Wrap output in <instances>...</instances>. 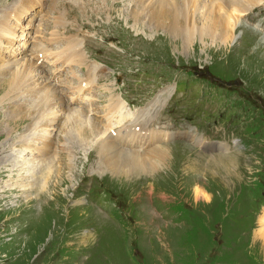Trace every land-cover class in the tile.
<instances>
[{"label": "rangeland", "instance_id": "374dc122", "mask_svg": "<svg viewBox=\"0 0 264 264\" xmlns=\"http://www.w3.org/2000/svg\"><path fill=\"white\" fill-rule=\"evenodd\" d=\"M18 2L0 0V19ZM42 3L35 15L21 22L13 16L18 8L6 13L10 22L0 28L15 31L14 37L7 38L14 39L17 54L16 59L8 57L9 45L4 43L2 60L31 59L35 64V45L43 46L47 71L32 84H47L61 93L75 81L77 94L79 82L87 81V71L91 80H102L81 93L82 103L69 108L91 113L90 122L106 131L104 137L111 135L105 112L120 98L115 94L130 107L142 108L163 89L169 88L170 94L176 83L175 95L171 93L174 96L153 125L160 124L171 137L161 145L167 156L164 164L154 170L132 171L134 164L126 163V171L133 174L87 176L97 157L101 169L98 143H93L90 154L91 148L67 141L66 121L49 126L53 125L51 119L55 123L63 113L47 118L46 124L40 119L38 129L52 133L48 136L51 143L56 139L53 149L58 153L51 155V148L46 157L38 153L33 157L54 159L52 165L41 168L52 177L46 180V188L27 197L19 188L0 194V264H264V235L259 234L264 210V37L254 26L257 22L264 25V0L247 13L241 25L236 18V39L232 41L229 34L225 38L201 35L203 17L191 8L189 21L194 20L196 26L189 37L179 38L166 29L167 21L158 27L148 20L155 8L146 16L133 0ZM134 10L141 13L135 15ZM59 14L69 26L56 23ZM67 38H74L86 54L81 58L71 53L77 65L63 59L55 62V56L46 52L50 48L51 53L63 56ZM95 65L96 76L88 69ZM13 66L20 68L17 63ZM3 88L0 84V95L9 90ZM105 88L112 91L110 100ZM15 99L22 103L29 98L20 95ZM12 104L7 100L0 106L3 184L12 170L11 165H4L3 156L10 154L11 145L37 119V113L25 117L17 113L16 106H9ZM56 107L55 112L64 108ZM69 112L64 111L65 120ZM112 123V128L117 126L115 118ZM9 126L14 129L12 137L6 133ZM189 131L201 140L225 142L228 151L203 149L199 140L182 137ZM197 186L212 196L210 202L197 198ZM263 219L264 215L261 222Z\"/></svg>", "mask_w": 264, "mask_h": 264}, {"label": "bare ground", "instance_id": "6f19581e", "mask_svg": "<svg viewBox=\"0 0 264 264\" xmlns=\"http://www.w3.org/2000/svg\"><path fill=\"white\" fill-rule=\"evenodd\" d=\"M42 1L43 0H19L18 5L15 7L18 9L14 11L13 16H15L20 22L24 20L26 16L28 20L29 17L35 15L33 12L36 11L39 6L42 7ZM133 1L136 4H140V8L143 9L142 13H145L146 16L152 10V8H155V12L151 15H148V20L154 22V25L158 27H162L165 21H167L166 23L168 26H166V29L168 28L170 33L176 34L179 36V38L189 37L192 34V30L194 31L196 26L194 25V20L191 22L189 21L191 16L189 15L188 8H191L193 9H190L192 13L193 11H196L199 17H203L201 20L203 26L200 28L201 35L225 38L226 35L229 34L230 41H232L231 39H236L235 31L237 27H233V23L237 22L236 18L241 25V20L245 19L247 13L257 8V6L261 4L263 0H210L212 3L206 0ZM15 8L10 10H14ZM9 11L5 12V19H0V25H2L5 21L10 22L9 19H6V13ZM42 11H44V9H42ZM50 11L54 12L55 15L57 13L56 9L51 6ZM225 11H227V13ZM133 13L136 15L140 14L141 12L139 13L134 10ZM145 14L143 16H145ZM222 15L224 16L223 18ZM56 19L57 24H60L61 26H69V23L65 21L60 14ZM254 26L257 28L258 32H261V36L264 37V25L257 22L254 24ZM10 29L11 28H0V84L3 85V89L9 87L8 91L7 89L5 90L6 93L0 95V106H3L7 100H10L14 104L9 106L13 108L16 106L17 113L24 114L25 117H29V114H33L32 112H34V114L37 113V119L35 121L33 120L31 124L27 126L26 133L19 137L16 145H11L13 149L9 148V152L7 150L8 154H10L8 156H3L4 165H11L12 170L11 174L8 176V180L4 182V184L0 181V194L5 191L19 188L22 192H24V196L26 195L27 197L29 193L31 195L34 190L39 192L40 190L47 187L46 180H50L52 177L50 175L51 172L44 175L41 169V164L39 161H36V159L33 157V154L38 153L39 155L43 156V158L49 155L51 151L50 149L52 148V140H50V135L48 136V130L38 129V127H40L42 124L38 125L37 123L41 117L45 118L47 116H51L52 118H55L58 112L53 110L59 105L64 106L62 110L70 111L63 126L67 141H76L80 144V146H87L89 148L93 147V143H98V156L100 158L99 167L101 169L98 168L97 163L99 162V159L97 157L96 162L93 164L94 167L91 166L89 169L90 175H104L108 172H111L113 175H121L124 173L130 175L134 173L132 172L133 170H139L142 172L146 170L149 171L154 170L162 165L167 156L164 152L165 149L163 150L161 145L163 142L170 139L171 134L169 131L164 130V128H160V124V127L153 125L157 114L160 112L161 108L167 104L169 100L168 98L171 96V93H168L169 88H165L160 91L154 99L145 105V107L134 109L130 108L119 94H115L120 98H116L115 102H112L109 105L108 111L105 115L108 124L111 125L110 131L107 128L106 129L111 133V135L104 137L106 135V131H103V129L101 130V128L95 122H90L88 115L86 116L81 110H70V108H68L69 104L66 102L67 99L65 95H60L58 90L55 89L47 90L46 87L41 86L42 83L32 84L31 81H38V79L34 80L37 75H41L42 77L47 71L46 68L48 65L44 57L45 47L35 45L38 52L33 58V60L36 62L35 64L32 63L31 59L28 60L27 58L26 60L28 61L24 62L11 60L14 63L20 64V68H16L13 66L14 63L11 65L12 62H4L2 60L4 59L3 56L5 55V51L4 49H1V46L4 43L9 45L7 50L10 49V55L8 57L16 59L15 54H17V51L13 49V47L16 45L14 39L7 38L8 35L11 37L15 36V31ZM22 36L23 34L21 37ZM20 50L22 49L20 48ZM22 52L23 55L26 54V50ZM46 52H50L51 55L55 56V62L63 59L65 63L71 66L77 65L76 58L71 53L77 54L78 57L81 58H84V55H86L85 53L81 52L80 47L74 38H67L66 48L63 51V56L62 53H51L50 48H46ZM67 54L68 56L65 57L64 55ZM88 69L90 71L95 70L93 67ZM5 78L8 79L5 80ZM91 82L89 84L80 83L77 87V90L81 92L82 90L89 88L91 86ZM33 85H35V87H32ZM38 87L39 91H36ZM72 89L74 92H77L75 88L72 87ZM173 89L174 88H171L172 91ZM20 95H26L29 99L19 103V100H16L15 98L20 99ZM39 100L40 102H38ZM14 115L19 117L15 113ZM114 118L116 119L117 123H115V125L117 126L112 128V125H114L112 123ZM55 123V125H58L61 123V120L57 117ZM89 124H92V126ZM13 132L14 129L11 127L6 131V133H8L11 137L13 136ZM86 133L91 135V138ZM95 137L99 138L100 141L98 142V139H94ZM191 138L195 141L199 140L198 143H200V145H204V148L207 149H216L218 151H225L228 149V145L226 143L206 142L204 140L197 139L193 135H191ZM39 142H41V144L43 143L42 147L38 146ZM64 143L65 145L70 144L66 142ZM66 150H68V153L70 154L69 148ZM91 150L92 148L90 149L89 153H91ZM27 155H30L29 160ZM40 162H44L49 166L53 164L54 159L47 158L45 160H40ZM126 163L127 165L134 164V166H132L130 169L132 171H126ZM15 169L18 171L17 175L14 173ZM21 175H24L23 179L20 178ZM15 176H17V179L14 178ZM196 195L197 198H202L207 202L212 200V196L199 186L196 187ZM263 215L264 213L262 214L261 219ZM262 224H264V219L262 220ZM262 232L264 233V225Z\"/></svg>", "mask_w": 264, "mask_h": 264}, {"label": "crops", "instance_id": "0c3cea01", "mask_svg": "<svg viewBox=\"0 0 264 264\" xmlns=\"http://www.w3.org/2000/svg\"><path fill=\"white\" fill-rule=\"evenodd\" d=\"M259 234H260L261 236L264 235V233L262 232V226H261V228H260V230H259ZM263 239H264V237H263Z\"/></svg>", "mask_w": 264, "mask_h": 264}]
</instances>
